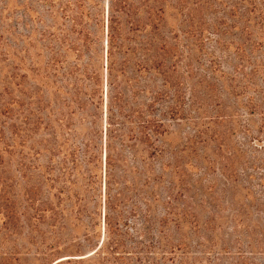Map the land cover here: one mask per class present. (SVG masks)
Listing matches in <instances>:
<instances>
[{"label": "rangeland", "instance_id": "1", "mask_svg": "<svg viewBox=\"0 0 264 264\" xmlns=\"http://www.w3.org/2000/svg\"><path fill=\"white\" fill-rule=\"evenodd\" d=\"M0 129V264H264V0H0Z\"/></svg>", "mask_w": 264, "mask_h": 264}, {"label": "trees", "instance_id": "2", "mask_svg": "<svg viewBox=\"0 0 264 264\" xmlns=\"http://www.w3.org/2000/svg\"><path fill=\"white\" fill-rule=\"evenodd\" d=\"M4 134V130L3 129H0V135H3ZM98 253V251L97 252H95L94 254H97ZM58 264V263H57Z\"/></svg>", "mask_w": 264, "mask_h": 264}]
</instances>
